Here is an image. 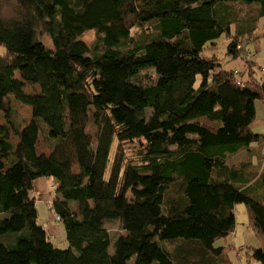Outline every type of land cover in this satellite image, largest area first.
Segmentation results:
<instances>
[{"label": "trees", "instance_id": "16d2710c", "mask_svg": "<svg viewBox=\"0 0 264 264\" xmlns=\"http://www.w3.org/2000/svg\"><path fill=\"white\" fill-rule=\"evenodd\" d=\"M11 1L14 14L0 16V264H233L215 242L234 231L239 202L264 239V204L247 193L264 188V157L258 167L231 159L258 139L250 124L264 81L241 47L264 25L232 34L226 6L255 4L264 19V0ZM224 33L239 75L202 54ZM13 100L30 107L28 121ZM49 176L67 248L37 222L34 182ZM251 254L264 264V247Z\"/></svg>", "mask_w": 264, "mask_h": 264}, {"label": "rangeland", "instance_id": "374dc122", "mask_svg": "<svg viewBox=\"0 0 264 264\" xmlns=\"http://www.w3.org/2000/svg\"><path fill=\"white\" fill-rule=\"evenodd\" d=\"M228 7V11L232 13V18L235 20V23L231 25V33H235L236 26L239 29L246 30L247 28L253 26L255 28V33H259L262 26L264 25V19L259 17L256 18L257 14V7L255 4H244L240 2H229L226 3ZM14 2L11 0H0V16L4 18L11 17L14 12ZM152 24V23H151ZM148 27L152 28V25H148ZM135 35L140 34V30H134L132 31ZM150 32L143 31L142 34H148ZM254 34V33H253ZM39 38L47 45L51 47L50 38L46 34L39 35ZM80 38L86 42L88 45H93L97 40V33L95 30H87L85 31ZM232 39V35H226L225 33L222 34L219 38L214 40V45H210L211 43H207L204 47V50L202 54L204 56H213L215 55L217 60L222 64L223 68H230L233 65H240V68H243V64H241V59L239 57H231L227 53V44ZM261 49L257 51L256 56L252 59V57L255 55L254 52H251V56H246L247 59H252L256 64L257 67V77H262L264 81V74H261L259 65L264 64V36H261ZM0 54H5V47L0 45ZM234 70V69H233ZM141 76L139 79L142 82L149 81L150 78L153 77L152 71L150 69L141 71ZM16 77L19 76L18 72L15 75ZM198 83V82H197ZM36 90H33L35 89ZM36 86H26V92H33L37 91ZM256 117L252 122L251 128L254 132V134L257 135L258 139L253 141L250 144V148L252 149L249 151L248 149H241L237 153L233 154L231 156V159L233 161L239 162L240 160L249 161L251 166L258 167L259 164L262 162V156L264 157V138L262 139L261 136L264 135V102L262 100L256 101ZM13 107L16 109L17 113H19L25 121H28L31 116V109L29 106L21 104L16 101H12ZM3 116L0 112V123H3ZM86 131L90 133L92 136L95 134V128L94 125L89 123L86 127ZM11 141L16 143L17 137L12 136ZM261 146V149L259 151H255V146ZM134 148L132 147H126L125 154L127 157H129L133 152ZM40 153H48L49 147L48 143L43 142L42 137H40L39 143H38V149ZM261 154V157L259 155ZM264 161V160H263ZM249 166V168L251 167ZM252 168V167H251ZM254 169V168H253ZM45 182V191L49 198L52 197L51 191V185H55L56 182L53 177H40L34 182V188H33V195L35 196V206L38 213V219L37 222L44 227H49L51 224H55L57 227V230L51 231L52 236L51 241L59 248H67L68 244L65 239L64 234V228L61 222H57L54 220L56 219V214L53 213L46 204V201L44 198L39 194L38 190V183ZM247 193L249 196H251L253 199L257 200L258 202H261L264 204V188L259 184L258 182H255L254 184L247 186ZM178 188L177 183H172L169 187H167V190L165 192V198L171 199V198H177L178 197ZM51 204V203H50ZM234 214H235V225H234V231L230 232L225 237L219 238L216 242V246H223L225 248L226 254L228 258L231 260L233 264H248V259H250V264H260L258 261L252 259V252L254 248L258 247H264V239L261 235H259L251 225V219L250 214L247 209V206L242 203H236L234 206ZM104 227L109 232L111 238L116 237L120 233L119 225L115 221H108L105 222ZM46 228V229H47ZM167 245L172 246L174 243H166ZM111 248V247H110Z\"/></svg>", "mask_w": 264, "mask_h": 264}, {"label": "crops", "instance_id": "0c3cea01", "mask_svg": "<svg viewBox=\"0 0 264 264\" xmlns=\"http://www.w3.org/2000/svg\"><path fill=\"white\" fill-rule=\"evenodd\" d=\"M260 39V37L258 38V37H256V38H254L253 40H251V41H249V45H248V50L249 51H251V52H254L255 53V55L252 57V59L256 56V53H257V51L258 50H260L261 49V40H259ZM251 59V60H252ZM241 64H243V61L241 60ZM260 66V68H262V67H264V64H262V65H259ZM235 68H237V69H240V65H233L232 67H230V68H227V69H235ZM241 70V69H240ZM261 70V69H260ZM261 73L262 74H264L262 71H261ZM251 125H252V123L250 124V127H251ZM252 129V128H251ZM263 143H264V141H263ZM251 146H248V150L249 151H251L252 149L250 148ZM261 149V146H255L254 147V150L255 151H259ZM259 155H260V157H261V154L259 153ZM241 161V160H240ZM55 180V179H54ZM40 181V180H39ZM38 190H39V194L44 198V200L46 201V204H47V207L50 205V203H51V201H52V199L53 198H49L48 197V195H46L47 193L45 192V191H43V190H45V182H39L38 184ZM54 185V184H53ZM35 186V185H34ZM52 186V185H51ZM51 193V192H50ZM55 195H53L52 194V197H54ZM36 200V199H35ZM54 220H55V218H54ZM47 230L49 231V233H50V236H52V233H51V231L50 230H52V231H55V230H57V227H56V225L54 224H51L50 225V228L48 227L47 228Z\"/></svg>", "mask_w": 264, "mask_h": 264}, {"label": "built area", "instance_id": "2783aa9c", "mask_svg": "<svg viewBox=\"0 0 264 264\" xmlns=\"http://www.w3.org/2000/svg\"><path fill=\"white\" fill-rule=\"evenodd\" d=\"M238 47H241V45H239ZM241 48H243L244 50H245V55L246 56H251L252 55V53H250V51L248 50V45H246L245 44V46H243V47H241ZM261 71L264 73V67H262L261 68ZM233 73L235 74V75H239V71H238V69H234L233 70ZM241 81V80H240ZM240 81H238V82H240ZM55 190H54V186H52V191H51V193L53 194V195H55V192H54ZM57 219L59 218V217H56Z\"/></svg>", "mask_w": 264, "mask_h": 264}]
</instances>
